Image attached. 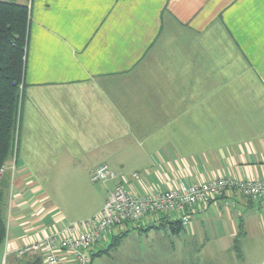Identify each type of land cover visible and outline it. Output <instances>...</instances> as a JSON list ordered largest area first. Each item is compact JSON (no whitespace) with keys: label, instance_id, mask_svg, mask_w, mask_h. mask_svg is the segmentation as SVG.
Instances as JSON below:
<instances>
[{"label":"crops","instance_id":"1","mask_svg":"<svg viewBox=\"0 0 264 264\" xmlns=\"http://www.w3.org/2000/svg\"><path fill=\"white\" fill-rule=\"evenodd\" d=\"M0 1L29 10L15 147L0 176V264H44L14 251L93 216L134 172L124 183L137 194L264 179V0ZM101 164L119 177L92 182ZM164 216L105 240L164 226L184 232L199 264H264V199L227 192L179 231Z\"/></svg>","mask_w":264,"mask_h":264},{"label":"built area","instance_id":"2","mask_svg":"<svg viewBox=\"0 0 264 264\" xmlns=\"http://www.w3.org/2000/svg\"><path fill=\"white\" fill-rule=\"evenodd\" d=\"M119 174L105 164L98 165L90 174L95 183L116 179ZM138 177L134 172L122 176L104 200L102 208L93 216L75 221L55 229L42 238L15 249L21 256L25 253L39 254L44 264H91L92 247L105 240L116 226L127 223L137 225L144 217L165 215L178 219L182 226L190 223L193 212H202L211 201L227 192H238L250 199H264V179L212 177L201 182H179L167 189H153L144 193H133L126 189L125 180ZM225 205L234 204L225 199ZM8 250L4 251V256Z\"/></svg>","mask_w":264,"mask_h":264},{"label":"trees","instance_id":"3","mask_svg":"<svg viewBox=\"0 0 264 264\" xmlns=\"http://www.w3.org/2000/svg\"><path fill=\"white\" fill-rule=\"evenodd\" d=\"M28 26L29 10L26 5L0 1V176L6 159L15 147ZM3 194L4 184L0 181V244L5 237V222L1 206ZM164 217L172 231L180 230L182 227L180 220ZM121 237V233L114 235L106 248L96 253L92 252L91 261L101 252L108 253L114 249ZM235 249L240 256L238 246H235Z\"/></svg>","mask_w":264,"mask_h":264},{"label":"rangeland","instance_id":"4","mask_svg":"<svg viewBox=\"0 0 264 264\" xmlns=\"http://www.w3.org/2000/svg\"><path fill=\"white\" fill-rule=\"evenodd\" d=\"M5 166L6 164L3 171ZM5 172L7 174V171ZM130 227L129 225L128 228ZM150 231L147 235L141 234L136 237L122 238L116 248L108 253L101 252L99 255L94 256L91 264H199L194 259H200L202 256L197 254L195 244L190 245L186 242L187 237L184 232L179 233L178 236L172 235L168 228L164 226ZM110 237L99 244L96 250L105 248L110 241ZM190 255L193 256L192 262L187 260V256ZM159 257H162L161 262L154 261ZM215 264H228V262Z\"/></svg>","mask_w":264,"mask_h":264},{"label":"water","instance_id":"5","mask_svg":"<svg viewBox=\"0 0 264 264\" xmlns=\"http://www.w3.org/2000/svg\"><path fill=\"white\" fill-rule=\"evenodd\" d=\"M40 262H41L40 257H37V258L32 262V264H39Z\"/></svg>","mask_w":264,"mask_h":264}]
</instances>
